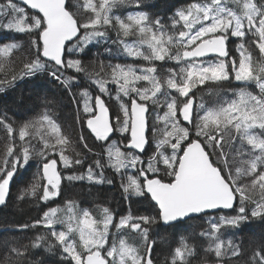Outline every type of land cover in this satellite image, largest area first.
Listing matches in <instances>:
<instances>
[{"label": "snow or ice", "instance_id": "snow-or-ice-1", "mask_svg": "<svg viewBox=\"0 0 264 264\" xmlns=\"http://www.w3.org/2000/svg\"><path fill=\"white\" fill-rule=\"evenodd\" d=\"M20 2L26 7H21L16 0H3L0 3V18H8L3 28L28 37L33 56L24 63L23 75L31 76L47 69L53 78L59 80L58 72L61 70L85 73L87 70L81 59L75 58L74 54L83 52L92 41L104 39V29L113 25L117 29V42L123 54L149 62L148 66L109 65L110 82L118 90L117 99L121 95L129 98L127 104L120 105L122 115H111L100 96L95 98L92 107L85 99L83 107L87 113L84 121L87 129L96 140L107 142L101 144V148L106 150L110 166L117 171L136 170L135 175L127 176L126 183L121 182L126 199L147 196L158 206L157 217H134L129 213L120 217L116 224L117 228L140 232L146 244L145 252L141 254L126 239L109 244V231L114 220L109 209L103 210L100 220L87 210L77 216L71 201L68 202L69 215L65 219L57 218L58 210L55 208L44 214L42 222L51 230L50 235L56 241V245L47 244L46 250L52 251L58 245L61 254H66L64 258L74 261V264H153L151 253L155 241H148L151 225L157 222L172 224L210 210L233 209L239 194L237 215L220 216L218 220L210 221V231L200 233L209 241L205 253H214L218 258L215 264H222L223 258L229 256V249L231 257H239L240 247L232 245L231 241L226 244L218 234L222 227H238L241 222L248 221L249 216L264 220V62L255 61L243 41L248 36L249 43L264 55V0H203L176 10L168 21L161 17L152 18L144 11L128 14L125 18L114 15L113 9L126 0H99L98 3L83 0L80 7L90 12L84 20L80 19L79 7L73 11V4L67 0ZM132 2L140 7L142 0ZM230 3L235 7H229ZM29 9L34 12L30 14ZM130 35L138 36V40L129 43L123 39ZM230 38L241 41L236 49L237 55H230ZM144 46L147 52L143 50ZM19 47L18 42L5 44L0 46V54L8 57ZM165 59L178 64L183 62V66L179 72L170 70L171 75L162 82L152 62ZM0 71H4V63H0ZM17 78L13 74L10 81L0 80V85L14 82ZM75 79V76L67 77L68 81ZM233 79L246 84L254 83L261 94L255 95L241 88L236 98L222 101L214 109H204L201 103L202 112L194 110V96L190 93L195 87L206 82L222 83ZM140 81L147 82L148 86L138 87ZM92 83L99 92H108L107 81L95 79ZM170 90L186 99L178 101ZM81 94L84 97L89 95L86 90ZM161 97L166 98L165 102H161ZM157 107L166 108L163 116H154L156 121L163 122L164 128L161 131L153 125V133L158 135L155 151L147 161L131 152H122L112 144L110 137L113 133H126L129 139L127 147L145 152V146L149 144L146 135L149 116L155 113ZM0 124L11 137L15 129L6 115H0ZM44 124L57 134L54 143L41 137L44 140L43 150L38 153L43 158L42 175L46 180L40 199L47 201L59 195L64 177L57 170V160L44 152H55L59 145V158L65 168L73 163L81 164L82 160L73 161L64 154L63 146L69 143V139L59 134V125L48 112L42 114L39 120L22 123L18 128L19 140L25 141L29 128ZM257 129L260 131H255ZM80 139L83 140L82 135ZM237 139L240 146L233 149ZM84 147L87 148V144ZM230 151H234L236 156L248 158L239 161L237 166L235 156H229ZM31 154L27 144L21 145L19 150L14 142L3 145L0 205L6 202L9 185L18 166H26ZM96 164L102 167L99 160ZM242 177H248V182L238 183ZM85 178L96 183L104 182L102 172L97 176L91 167L86 177H67L68 180ZM38 187V184L33 185V194ZM257 190L260 199L247 212L245 202L250 201ZM56 223L65 224L66 230L56 231ZM20 227L23 229L29 225ZM73 233L78 234V240L72 238ZM42 240L44 237L38 236L30 244L19 247L4 241L0 246L6 251L0 257V264H25L29 248L40 247ZM193 252V247L182 237L180 246L170 257V264H188L187 258ZM236 264H264V244L257 246L248 261H237Z\"/></svg>", "mask_w": 264, "mask_h": 264}, {"label": "trees", "instance_id": "trees-1", "mask_svg": "<svg viewBox=\"0 0 264 264\" xmlns=\"http://www.w3.org/2000/svg\"><path fill=\"white\" fill-rule=\"evenodd\" d=\"M3 0H0L2 3ZM68 2L74 5L73 0ZM98 3L99 0H94ZM200 3L203 0H142L141 6L137 7L132 0H126L125 3L119 4L113 9V14L121 18H125L128 14L140 11L147 12L150 17H161L168 21L178 9L185 8L191 3ZM18 3V2H17ZM80 6L83 0H80ZM20 4V3H18ZM21 6V4H20ZM79 6L80 19L84 20L90 12ZM23 7V6H21ZM229 7H235L229 4ZM73 11L77 7L73 6ZM238 10V9H237ZM31 14L33 11L28 10ZM8 18H0V46L5 44L18 42L20 47L14 49L10 56L4 57L0 54V63H4V71H0V80H11V75L15 74L18 78L11 83L0 85V115H6L9 121L13 123L15 131L11 137L6 131L4 125L0 124V164L3 163V145L14 142L16 149L19 150L21 145L27 144L32 153L29 163L24 167L17 169L16 175L13 177L12 188L9 199L5 205L0 206V245L4 241L12 243L19 247L22 244H30L36 237L42 236L41 246L35 249L29 248L27 256L24 258L25 264H74V261L65 259L66 254H61L57 245L52 251H47V244L56 245L55 239L50 235L51 230L44 226L43 217L49 209H57V218L65 219L68 212V202L73 204V211L79 216L83 210L89 211L94 218L100 220L103 218L105 208L113 214V225L109 231V244L120 239H126L130 244L135 245L141 254L145 252L146 244L142 239L140 232L131 231L125 228L121 231L116 227L120 214H114L109 205H116L126 209L123 216L131 213L132 216H151L157 217V206L153 203L150 197H130L126 199V194L123 192L121 182H127V176L135 175L136 170L129 168L117 171L110 166L109 158L105 149L101 148V144L107 142L98 141L87 129L85 117L87 113L83 111L84 101L88 100V106H94V97L98 93L103 96L108 107L111 109L110 100L116 97V100L127 104L128 97L118 96V90L115 85L110 82V67L115 64H131L134 66H148L149 62L142 58H131L123 54L121 45L117 42V29L115 25L106 27V37L104 39L92 41L88 44L83 52L74 54L75 58L82 61L86 68L85 73H75L71 69L61 70L58 72L60 79L53 78L46 69L43 72H38L35 75H23V65L32 58L33 53L29 50L28 37L26 34L17 33L15 31L6 30L2 27L7 22ZM126 42L138 40V36L130 35L123 38ZM229 52L230 55L236 54L238 45L235 43L237 38H230ZM249 37L244 38V43L249 47L255 61L264 62V55H261L259 49L249 43ZM238 43V44H239ZM145 52L148 51L144 46ZM157 71L156 75L163 80L171 75L170 70L176 71L177 63L173 60L165 59L164 61L152 62ZM178 69V68H177ZM177 72V71H176ZM90 74V75H89ZM75 76L76 79L68 81L67 77ZM22 77V78H21ZM179 78V77H178ZM95 79H103L107 81V93H101L98 87L92 83ZM140 86H148L147 82L140 81L137 84ZM244 88L255 95H260V90L254 83L237 82L234 79L222 83L206 82L202 86H197L193 89L190 95L194 96L193 107L200 109V104L203 103L204 109H214L219 103L225 100L236 98L238 91ZM88 92V97H84L81 93ZM172 96H177L178 101L186 98L178 97L174 90H170ZM166 98L161 97V102H165ZM158 108V107H157ZM166 111L165 107H159L158 115L163 116ZM50 113L52 119L60 128V135H66L69 143L63 146L64 154L70 159L82 160L81 164H75L65 168L63 162L59 158L61 147L57 145L55 152L45 151L44 154L50 158L57 159L60 165L62 174L61 186L59 195L56 198H50L47 201L40 199L46 181L42 175L43 158L38 155L43 150L44 139L49 143H54L56 133L52 132L51 128L44 124L42 127L29 128V136L25 141H20L18 138V128L25 121L39 120L42 114ZM152 112V109H150ZM155 115L149 116V145L145 152L138 154L135 151L128 150L126 144L129 141L126 133L115 132L116 141L114 144L119 147L122 152H131L133 155H139L141 159L147 161L155 151V141L158 134H154L152 127L155 125L161 131L164 128L162 121H155ZM182 124L183 121H181ZM259 132L260 130H255ZM81 135L83 140L80 139ZM87 144V148L84 147ZM113 144V142H112ZM240 146V141L237 139L233 145V149ZM246 149L249 148L246 144ZM90 149V151H89ZM230 158L235 156L236 162L247 159V156H236L234 151L229 152ZM99 160L102 167H97L96 161ZM89 167L97 176L102 172L103 183H96L88 179L68 180V176H84L88 174ZM245 179L248 182V177H242L238 183ZM111 181V183H108ZM38 184L35 194L32 192L33 185ZM260 199V192L257 190L252 195L250 201L245 202L247 212H250L255 202ZM240 204L239 194H237V204L230 212H216L213 214H205L193 217L181 223L172 226H164L161 222H157L149 227L148 241H155L153 245V261L154 264H169L168 256L171 253V247L180 238H184L185 242L194 249L193 255L188 257V264H199L202 262H216L218 258L214 253H205L208 246V239L200 235L201 232L210 231V221L218 220L220 216L237 215V208ZM137 210V211H136ZM139 212V213H137ZM41 221V223H36ZM22 225H29L27 228H21ZM142 227H144L142 225ZM56 231L66 230V225L56 223L54 225ZM219 238L227 242L231 241L232 245H238L241 250L239 257H224V264H236L237 261H248L249 257L258 245L264 244V220L249 216L248 221L241 222L238 227L225 226L222 227ZM72 238L78 240V234L73 233ZM6 249L0 246V257L4 255Z\"/></svg>", "mask_w": 264, "mask_h": 264}, {"label": "rangeland", "instance_id": "rangeland-1", "mask_svg": "<svg viewBox=\"0 0 264 264\" xmlns=\"http://www.w3.org/2000/svg\"><path fill=\"white\" fill-rule=\"evenodd\" d=\"M69 1V0H68ZM74 1V7H79L80 6V0H73ZM21 4V3H20ZM19 4V5H20ZM21 6H23L22 4H21ZM23 7H25V6H23ZM30 10V9H29ZM32 11V10H31ZM79 11L81 12V10L79 9ZM243 41H244V38H243ZM235 43L238 45V41L236 40L235 41ZM183 66V62H181L180 64H178L177 63V68H176V71L177 72H179V69L181 68ZM110 105H111V112H112V115L113 116H116V115H122V113H121V111H120V104H119V102L116 100V97H114V98H112L111 100H110ZM158 110H159V107L158 108H156L155 109V113L153 114V115H156L157 114V112H158ZM194 110L195 111H198L199 109H197L196 107H194ZM156 121V120H155ZM156 123H157V121H156ZM111 142H113V144H118L117 143V141L116 140H110ZM237 166H239V162H237ZM240 183H246V181H245V179H244V181L243 182H240ZM61 186V185H60ZM49 191H51V188L49 187ZM59 192H60V190H59ZM58 196V195H57ZM57 196H55V197H50V198H56ZM49 198V199H50ZM110 206V208L111 209H113V210H117L116 212H119V214H120V212H121V217L124 215V211L126 210V209H123V208H120V207H118V206H116V205H109ZM118 223V222H117ZM121 229V231H123L125 228H120ZM130 229V228H129ZM131 231H133V230H130V232ZM135 232V234H137L136 233V231H134ZM105 247L107 248L108 247V245H105Z\"/></svg>", "mask_w": 264, "mask_h": 264}, {"label": "water", "instance_id": "water-1", "mask_svg": "<svg viewBox=\"0 0 264 264\" xmlns=\"http://www.w3.org/2000/svg\"><path fill=\"white\" fill-rule=\"evenodd\" d=\"M16 2H18V3H21L20 2V0H16ZM67 2H68V0H67ZM22 4V3H21ZM23 5V4H22ZM23 6H25V5H23ZM26 7V6H25ZM33 12H34V10H32ZM228 49H229V41H228ZM101 97V96H100ZM103 100H104V98L103 97H101ZM105 101V100H104ZM106 104V103H105ZM106 106L108 107V105L106 104ZM109 108V107H108ZM109 112H110V114L112 115V112H111V110H110V108H109ZM185 124H186V122H184ZM115 135V133H113V135L111 136V137H113ZM146 135L148 136V138H149V129H148V131L146 132ZM110 137V138H111ZM128 144H129V142H128ZM127 144V145H128ZM149 145V144H148ZM148 145H146L145 146V150L147 149V147H148ZM129 150H132V151H135L136 153H138V154H142V153H140L139 152V150H135V149H131V148H129V147H127ZM57 160V159H56ZM57 170L58 171H60V165H59V161L57 160ZM60 173H61V171H60ZM61 176H62V174H61ZM44 178V177H43ZM13 181V180H12ZM12 181L10 182V185H9V193H8V196H7V198H6V202L4 203V204H2V205H5L6 203H7V201H8V199H9V196H10V192H11V188H12ZM46 181V180H45ZM153 203L155 204V202L153 201ZM236 204H237V199H236V201L234 202V208H235V206H236ZM1 206V205H0ZM157 206V205H156ZM158 207V206H157ZM233 208V209H234ZM233 209H226V210H210V211H208V212H206V213H201V214H196V215H194L193 217H197V216H200V215H205V214H213V213H216V212H230V211H232ZM192 217V218H193ZM189 218H185L184 220H181V221H186V220H188ZM177 222H179V221H177ZM177 222H174V223H172V224H175V223H177ZM163 224V223H162ZM172 224H163L164 226H170V225H172ZM203 264V263H202ZM207 264H215L214 262H207ZM222 264H224L223 262H222Z\"/></svg>", "mask_w": 264, "mask_h": 264}, {"label": "flooded vegetation", "instance_id": "flooded-vegetation-1", "mask_svg": "<svg viewBox=\"0 0 264 264\" xmlns=\"http://www.w3.org/2000/svg\"><path fill=\"white\" fill-rule=\"evenodd\" d=\"M231 41V39H229V42ZM232 55H237V53L236 54H232ZM97 96H101V95H99L98 93L95 95V97L94 98H96ZM101 97H103V96H101ZM105 100V99H104ZM94 101H95V99H94ZM106 103V102H105ZM107 104V103H106ZM115 136H116V134L113 136V137H111V139L110 140H116V138H115ZM129 142V141H128ZM128 142H127V144H128ZM126 144V145H127ZM157 210H158V207H157ZM137 211V210H136ZM159 211V210H158ZM113 213L114 214H119V212H116V211H113ZM137 213H139V212H137ZM181 222H183V221H179V222H177V223H181ZM162 223V222H161ZM177 223H175V224H177ZM175 224H172V225H175ZM172 225H170V226H172ZM181 239V238H180ZM152 242V241H151ZM180 244H181V241H178V242H176L175 244H173L172 245V247H171V253L169 254V256H168V261H169V264H170V257L172 256V254H173V251H174V249L176 248V247H178V246H180ZM151 255L153 256V246H152V253H151ZM153 259V258H152ZM188 259V258H187ZM203 263V262H202ZM202 263H199V264H202ZM215 263V262H214ZM153 264H154V261H153Z\"/></svg>", "mask_w": 264, "mask_h": 264}]
</instances>
